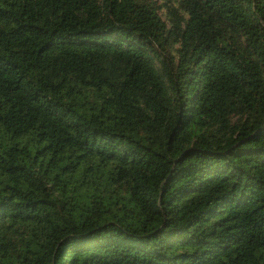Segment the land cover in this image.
I'll list each match as a JSON object with an SVG mask.
<instances>
[{"label":"trees","instance_id":"1","mask_svg":"<svg viewBox=\"0 0 264 264\" xmlns=\"http://www.w3.org/2000/svg\"><path fill=\"white\" fill-rule=\"evenodd\" d=\"M0 264H264V0H0Z\"/></svg>","mask_w":264,"mask_h":264}]
</instances>
